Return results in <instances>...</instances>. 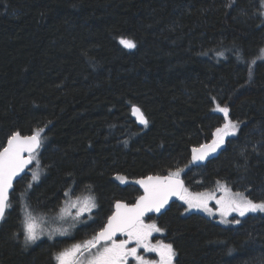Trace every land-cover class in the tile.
I'll list each match as a JSON object with an SVG mask.
<instances>
[{
  "label": "trees",
  "instance_id": "1",
  "mask_svg": "<svg viewBox=\"0 0 264 264\" xmlns=\"http://www.w3.org/2000/svg\"><path fill=\"white\" fill-rule=\"evenodd\" d=\"M261 49L258 0H0V149L14 132L44 129L39 180L29 172L17 180L0 224V264H53L74 240L25 247L21 193L33 213H45L67 191L95 190L99 208L77 239L95 235L116 199L132 202L134 179L149 173L182 169L192 192L226 183L264 201ZM217 105L240 128L190 163L192 149L210 144L226 122ZM133 106L147 126L137 125ZM178 204L146 218L173 245L174 264H264V212L219 224Z\"/></svg>",
  "mask_w": 264,
  "mask_h": 264
},
{
  "label": "snow or ice",
  "instance_id": "2",
  "mask_svg": "<svg viewBox=\"0 0 264 264\" xmlns=\"http://www.w3.org/2000/svg\"><path fill=\"white\" fill-rule=\"evenodd\" d=\"M258 5L259 16L264 18V0H258ZM229 6H232L231 2ZM120 43L129 49L136 47L133 41L127 39H121ZM217 55L223 56L224 54L220 52ZM235 55L238 61H244V57L239 51ZM257 59L264 60V49L260 50ZM255 63L256 59L248 63L249 79L252 77V65ZM217 110L224 114L225 124L223 127L216 129L211 144H202L198 148L192 149L193 156L190 163L204 161L210 153L216 152L224 144L225 137L237 134L242 122L227 119L229 113L227 107L217 105ZM132 111L133 114H139L140 122L147 126L148 120L144 118L141 110L133 106ZM43 131L44 129H37L30 136H21L19 132H15L8 137L7 145L0 151V222L6 220L7 212L12 207L9 194L10 191H14L13 180L33 162L34 154L38 152L42 145ZM25 152L28 154L27 157L23 155ZM241 154L244 155L245 153L242 151ZM181 171L182 169H177L175 172L170 171L167 176H148L136 181L143 187L144 195L140 196L136 203L132 205L117 201L115 211L107 218V223L91 239L72 244L70 247L56 253L54 257L56 264H128L129 257H134L139 264H150L149 261L137 255V250L141 247L145 251L157 252L159 254L158 264H173V260L177 255L173 245L163 243L150 245L149 237L153 232H160L162 229L157 227L155 223L145 224L142 218L148 212H159L172 196H177L180 200L185 201L189 209L205 208L207 210V200L212 197L203 193L189 194L180 179ZM39 177L40 172L38 170L32 172L33 182L38 181ZM120 179L123 180L124 178L121 177ZM31 187L30 182L27 189ZM23 196L24 193H21V198ZM217 203L222 206V216H227L229 212H237L241 217L257 211L264 212V201L253 202L241 193H236L226 203L221 200H218ZM73 207H78L74 220L82 222L80 217L84 213L91 214L97 204L95 197L90 196L82 204L73 205ZM22 211L24 212L22 233L24 245L27 247L45 235V232L38 228L36 218L32 215L29 205L25 204ZM222 222L229 223L227 220ZM231 223L239 224L240 221L233 220ZM73 227H75V224H73ZM117 233L125 234L127 239L118 240L116 238ZM67 234L66 229H56L47 233L49 239L55 235ZM14 236H18V234L14 233ZM133 241L136 247L130 248L128 245ZM231 251L229 249L230 253Z\"/></svg>",
  "mask_w": 264,
  "mask_h": 264
},
{
  "label": "rangeland",
  "instance_id": "3",
  "mask_svg": "<svg viewBox=\"0 0 264 264\" xmlns=\"http://www.w3.org/2000/svg\"><path fill=\"white\" fill-rule=\"evenodd\" d=\"M219 128H221V127H219ZM33 160H34L35 164L28 171L29 172V175L27 176L28 180L32 179L31 172L37 170L36 153L34 154ZM180 176H181V173H180ZM24 189H25V187H24ZM188 193L192 194V195L197 194L196 192H192L190 190H188ZM198 193H203L205 195H210L212 197V198H209L207 200V210H205V208L189 209L188 205L183 200H180V203L178 204V206L179 207L182 206L183 209H185V210L187 209L186 210L187 212H192V211L202 212V213H204L203 215H205V214H206L205 216L208 215L207 217L213 218L219 224H221V223L226 224V223L222 222L223 220H227V221L231 222L233 220H237L238 218H241V216H239V214L237 212H229L227 214V216L221 215L222 206H221V204H218L217 201L221 200L223 203H226L229 199L233 198L236 194V191L232 190V187L230 188L226 183L225 184L224 183L219 184L218 187H214L213 189L208 188L207 190L201 191ZM90 196L95 197L97 207L92 210L91 214L84 213V215L82 217H80V221H82V222H77L76 220H74V217H75L76 212L78 211V207H73V205L82 204L83 201ZM25 204H27V202H26V195L24 194L23 205H25ZM98 208H99L98 193L91 188L90 190H84V191L80 190L79 192H75V193H70L69 191L65 192L64 198L58 204L56 209L52 212H45V213L36 212V213H33V210H31L32 215L35 216V218H36L38 228L44 230L45 235L41 236V238L39 240H37L34 244H31L29 246H34V245L38 244L37 242L44 240V239L51 240V241L55 240V239H60V238H72V239H74L69 244H67L66 247L63 248V249H65V248L70 247L72 244L82 243L85 240L91 239L93 237V235L91 236V234L80 236V238L77 239V236H78L77 231L80 227H82V226L85 227L89 223L94 221V216H95ZM23 219H24V212L22 213V216H21V225H20V227H18L22 237L24 238L23 233H22V221H23ZM143 222L145 224L155 223L156 226L158 227L157 221L155 219H146L145 218V219H143ZM73 224H75V227H73ZM56 229H62V230L66 229L68 231V234L67 235H55L53 238L49 239L47 233L50 231H54ZM156 233L157 232H153L152 235L149 237L150 245H157L160 243L168 244L164 240H162V236H155ZM123 239H127V236L125 234H123L120 238H118V240H123ZM128 246L130 248L136 247V244L133 241ZM63 249H61V250H63ZM137 255L143 257L144 260L149 261L150 264H152V262H154V264H158V262H159V254L157 252L145 251L142 247L138 248ZM53 264H56V262L54 261ZM128 264H139V262L134 257H129L128 258Z\"/></svg>",
  "mask_w": 264,
  "mask_h": 264
},
{
  "label": "water",
  "instance_id": "4",
  "mask_svg": "<svg viewBox=\"0 0 264 264\" xmlns=\"http://www.w3.org/2000/svg\"><path fill=\"white\" fill-rule=\"evenodd\" d=\"M136 107H137V106H136ZM141 112H142V111H141ZM142 113H143V112H142ZM132 115H133V117L135 118L136 122H137L139 125H143V124L140 122L139 114H133V111H132ZM143 115H144V114H143ZM144 118H145V116H144ZM14 133H15V132H14ZM19 133H20V132H19ZM12 134H13V133H12ZM12 134H11V135H12ZM32 134H33V133H29V134H22V133H20L21 136H30V135H32ZM11 135H10V136H11ZM7 140H8V139H7ZM7 140H6V142H5V144H4L3 147H5V146L7 145ZM41 146H42V145H41ZM3 147L0 149V151L3 150ZM40 148H41V147H40ZM38 151H39V150H38ZM23 155H24L25 157L28 156V154H27L26 152H25ZM33 163H34V160H33V162H32L31 164H29V165L24 169V171H23L22 173H20V175H19L17 178H15V179L13 180V189H14V187H15V184H16L17 180L21 179L22 177H24L25 175L28 174V171H29V169L33 166ZM167 175H168V174L149 173V174H147V175H142V176H138V177H136V178L134 179V181H133V184H134L135 187L138 188V190L140 191L139 195H138V196H137L132 202H127V201H125V200L116 199V200L113 202V204H112V210H111V212H110L109 215L106 217V219L104 220L103 225H102L100 228H102V227L104 226V224L107 223V218H108L110 215H112V213L115 211V204H116L117 201H119V202H121V203H124V204L132 205V204H135V203H136V201L139 199L140 196L144 195V189H143V187H142L140 184L136 183V181L141 180V179H144V178H146V177H148V176H167ZM180 179H181V180L183 181V183H184V180H183V178H182L181 176H180ZM11 194H13V191H10L9 196H10ZM11 196H12V195H11ZM178 199H179V197H177V196H172V197H170L169 200H168V202H167V204H165V206H164L163 208H161L159 212H156V211L148 212V213H146V214L144 215V217H143L142 219H145V218H147V217H149V216H156V217H159L160 215H162L163 213H165V212L169 209L170 205H171L173 202L177 201ZM1 223H2V222H0V224H1ZM100 228H99L96 232H98V231L100 230ZM96 232H95V233H96ZM121 236H122L121 233H117L116 238L118 239V238H120Z\"/></svg>",
  "mask_w": 264,
  "mask_h": 264
},
{
  "label": "flooded vegetation",
  "instance_id": "5",
  "mask_svg": "<svg viewBox=\"0 0 264 264\" xmlns=\"http://www.w3.org/2000/svg\"><path fill=\"white\" fill-rule=\"evenodd\" d=\"M133 108V107H132ZM133 116V115H132ZM137 123V122H136ZM137 125H139L138 123H137ZM139 126H144V124L143 125H139ZM181 177H182V174H181ZM183 178V177H182ZM183 180H184V178H183ZM184 187L186 188V184H185V180H184ZM139 193H140V191H139ZM12 195V194H11ZM11 195H10V199H11ZM138 196V195H137ZM136 196V197H137ZM176 202H179L180 203V199H178L177 201H175V202H173V203H176ZM182 207V206H181ZM10 210V209H9ZM8 210V211H9ZM111 210H112V206H111ZM8 213V212H7ZM123 235V234H122Z\"/></svg>",
  "mask_w": 264,
  "mask_h": 264
}]
</instances>
